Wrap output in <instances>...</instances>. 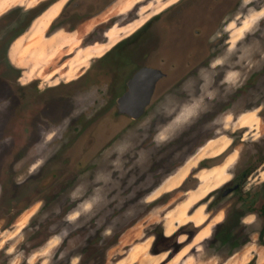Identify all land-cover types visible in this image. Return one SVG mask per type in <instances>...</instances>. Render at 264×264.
Returning a JSON list of instances; mask_svg holds the SVG:
<instances>
[{"label":"rangeland","instance_id":"rangeland-1","mask_svg":"<svg viewBox=\"0 0 264 264\" xmlns=\"http://www.w3.org/2000/svg\"><path fill=\"white\" fill-rule=\"evenodd\" d=\"M208 3L0 0V264H264L254 212L230 256L205 242L237 174L264 187V0L229 13L196 68L181 52L200 36L188 6ZM144 62L182 71L132 119L115 98Z\"/></svg>","mask_w":264,"mask_h":264},{"label":"flooded vegetation","instance_id":"flooded-vegetation-1","mask_svg":"<svg viewBox=\"0 0 264 264\" xmlns=\"http://www.w3.org/2000/svg\"><path fill=\"white\" fill-rule=\"evenodd\" d=\"M179 1L183 2V1H186V0H179ZM243 1L244 0H209V3L204 5V7H203L202 4L197 5V6L194 5L195 7L194 6H188V8H190V9L193 7L192 11L196 12L197 10H199L198 16L200 17V20L198 21V26L196 25V27L195 26L193 27L194 32L192 34L194 36H196L195 34H198L200 36L199 37H191L193 39H192V41H191V39L189 40V44L190 45H188L187 50L185 48L181 50V52H184L183 56L185 55L186 57H188L190 59L189 61L186 62V64H188V62L195 61L193 66L195 64H197L196 68H198L200 63L204 64L206 61L209 60V58L212 57V55H210L212 47L214 45L218 44V40L216 42H214L213 45H210V43H208L209 42L208 40L211 39L212 36H214V34H216V30H217L218 26L221 25L220 23L225 21L226 16L227 15L229 16V13L235 12L236 9L238 8V6H240V3L243 2ZM93 2L97 3L96 1H93ZM198 2L201 3L202 0H198ZM201 7L204 8V9L202 8L203 12L205 10V14L204 15L200 14V12L202 11ZM215 23H217V24L215 25ZM214 26H215V29L213 31H210L211 29L214 28ZM222 27H224V26H222ZM195 28H197V29L195 30ZM203 29L205 31H203ZM21 34L22 33H20L19 35H21ZM186 34L188 35L189 32H187ZM19 35H17V36H19ZM206 35H207V37H204ZM186 37H185V39H186ZM14 39H12V41ZM192 45L193 46H199L196 49L197 52L196 51L190 52L191 48L193 47ZM205 45L206 46L209 45L208 50H207V47ZM200 46L204 47V49H203L204 52L203 51L200 52L202 50ZM195 48L196 47H194L193 49H195ZM159 55H160V52H158V51H155V52L151 53L150 60L154 62L155 56H157L156 58H158ZM165 56H166V59H168V60H175V61L177 60L178 61L179 59L180 60L182 59L180 54H178L176 52L165 53ZM127 65H129V64L126 63L125 66H127ZM143 67L158 69L162 73V75L156 80V82L154 84L153 91H152V94H151V98H152V96L159 97L162 93H164V91L168 88V86H171L170 83L174 80L172 78L173 74H175L176 71H182V69H181L182 67H176V68H171L170 70L169 69L167 70L166 67L162 68V66H157V65H154L152 63L144 62L142 64H138L137 68H135L134 71H132L130 76L135 71H137L138 69L143 68ZM120 71H122V70H120ZM123 71L121 72L118 81L121 79V77L123 78V75H124V72H125V71L124 72ZM194 71H189L188 73H193ZM260 75L264 77V66L260 69V73H258V76H260ZM127 80L128 79L125 80V89H124V91L121 92V94L119 96H121L126 91V89H127V87H126ZM161 82L164 83V84L166 83V85L161 86L162 87L161 90H158V88L160 87V85H158V84L161 83ZM118 97L115 98V103H116V99ZM151 98H150V100H151ZM122 114L125 115V116H128L125 113H122Z\"/></svg>","mask_w":264,"mask_h":264},{"label":"trees","instance_id":"trees-1","mask_svg":"<svg viewBox=\"0 0 264 264\" xmlns=\"http://www.w3.org/2000/svg\"><path fill=\"white\" fill-rule=\"evenodd\" d=\"M249 173V169H244L237 174L236 178L231 182L232 186L230 187L237 194L236 203L232 205L225 219L215 225L211 237L205 239L208 247H215L214 250H212L213 253H219L220 255L219 247L229 245L230 248H228L225 257L230 256L248 241V234H244L243 236L238 235L239 231L245 227V224L241 220L242 217L252 212L262 220L261 227L257 231V243L264 246V187L253 192L243 191L242 181ZM260 199H262V202L258 205Z\"/></svg>","mask_w":264,"mask_h":264},{"label":"water","instance_id":"water-1","mask_svg":"<svg viewBox=\"0 0 264 264\" xmlns=\"http://www.w3.org/2000/svg\"><path fill=\"white\" fill-rule=\"evenodd\" d=\"M161 75L160 70L146 67L134 72L126 82V91L116 99L118 111L137 118L149 103L154 84ZM231 190L227 188L224 194Z\"/></svg>","mask_w":264,"mask_h":264},{"label":"crops","instance_id":"crops-1","mask_svg":"<svg viewBox=\"0 0 264 264\" xmlns=\"http://www.w3.org/2000/svg\"><path fill=\"white\" fill-rule=\"evenodd\" d=\"M30 37L32 38H38V43L41 42L42 39H44V33H41V32H38L36 29L34 30H31L27 32ZM56 33V32H55ZM53 33L52 36L50 37V39L48 40V38H46V40H48L49 42L51 41V39L53 38V35L55 34ZM21 37H22V34L17 36L11 43H10V46L8 48V53H7V57H8V61L11 65H14V66H21L23 64V60H20V64H18V61H19V58L17 57L18 56V45L20 43V40H21ZM37 46L41 47V46H44L42 44H38ZM26 76V75H24ZM202 230H205V228H201Z\"/></svg>","mask_w":264,"mask_h":264},{"label":"bare ground","instance_id":"bare-ground-1","mask_svg":"<svg viewBox=\"0 0 264 264\" xmlns=\"http://www.w3.org/2000/svg\"><path fill=\"white\" fill-rule=\"evenodd\" d=\"M179 175L176 176V178H178ZM28 215V214H27ZM26 216V215H25ZM23 219V218H22ZM24 222V221H23Z\"/></svg>","mask_w":264,"mask_h":264}]
</instances>
